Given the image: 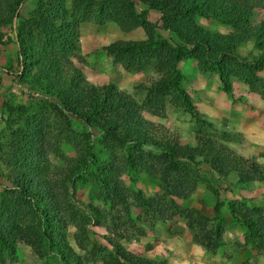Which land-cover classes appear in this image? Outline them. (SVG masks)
Here are the masks:
<instances>
[{"label": "rangeland", "instance_id": "obj_1", "mask_svg": "<svg viewBox=\"0 0 264 264\" xmlns=\"http://www.w3.org/2000/svg\"><path fill=\"white\" fill-rule=\"evenodd\" d=\"M133 2H135L133 0ZM251 15L238 26L264 27V3L253 0ZM36 0H22L19 17L26 18ZM136 4L137 10L145 9ZM154 38L168 40L169 32L161 27L159 14L149 10L144 16ZM0 24V158L10 132L23 130L37 116L45 145V161L61 203V218L66 224L65 238L82 264H104V252L110 246L106 238L116 239L129 252L164 264H264L252 247L245 228L227 211L229 201L246 208L257 206L264 211V180L253 179L244 185L232 174L218 177L206 164L196 166L194 190L186 197H172L179 208L196 207L211 217V206L221 202L222 242L208 252L192 239L194 230L186 227L182 215L174 213L159 179L130 169L124 162L125 146L103 145L101 135L75 116L54 110L53 98L34 85L17 77L19 66L14 28ZM198 28L220 36L234 32L236 25L215 19L195 17ZM147 26V25H146ZM145 26V27H146ZM147 26V27H149ZM145 27L121 30L111 20L79 24L75 65L92 85L106 82L128 94L146 119L159 125L180 143L193 145L196 136H208L226 146L235 155L252 159L264 167V66H236L227 76L225 91L212 68H202L195 58L179 60L175 69L180 76L175 86L186 94L198 120L173 87L163 91L153 86L169 74L157 68L151 59L142 69L133 70L113 59L107 46L116 40H140L147 37ZM240 60L249 61L259 50L251 41L234 49ZM85 156V160L82 156ZM7 164L0 159V171ZM107 178L116 181L119 195L106 186ZM8 186L0 176V195ZM96 211L99 213L97 214ZM3 264H60L46 246L36 250L27 243H17Z\"/></svg>", "mask_w": 264, "mask_h": 264}, {"label": "trees", "instance_id": "obj_2", "mask_svg": "<svg viewBox=\"0 0 264 264\" xmlns=\"http://www.w3.org/2000/svg\"><path fill=\"white\" fill-rule=\"evenodd\" d=\"M22 0H0V24L11 25L19 19L13 34L17 46L19 71L17 77L32 84L42 94L53 98L54 110L75 116L95 129L103 145L125 146L124 162L130 169L156 176L167 195L174 213L182 215L186 227L194 230L192 239L208 252H214L222 242L221 202L215 198L212 216L203 215L198 208L181 209L172 197H186L196 185V166L206 164L218 177L232 174L236 183L264 180V167L252 159L235 155L226 146L208 136H196L195 143H180L162 127L142 116L130 96L112 83L92 85L75 65L79 24L111 20L127 31L148 25L144 17L149 10L159 14L161 27L169 32L168 40L154 38L151 26L145 27L147 37L140 40H116L107 46L114 60L123 66L139 70L151 59L157 68L169 74L153 86L163 91L175 88L188 106L198 115L183 91L175 86L181 74L177 62L192 57L202 68H212L225 91H229L230 70L236 66H264V27L238 26L246 21L254 8L253 0H36L26 18L19 17ZM263 1L264 0H259ZM141 3L146 8L136 9ZM195 17L215 19L236 25L235 31L220 36L200 29ZM251 41L259 50L249 61L240 60L234 49ZM34 121L23 130L10 132L1 158L7 164L0 176L8 182L0 195V264L11 257L17 243H27L36 250L43 246L54 254L60 264H82L67 244L66 224L61 218V203L45 161L42 129ZM82 159H86L82 156ZM118 196L116 181H105ZM229 215L246 230L256 253L264 257V211L260 207L227 204ZM98 214L99 212L96 211ZM104 264H164L135 255L115 239L106 238Z\"/></svg>", "mask_w": 264, "mask_h": 264}, {"label": "crops", "instance_id": "obj_3", "mask_svg": "<svg viewBox=\"0 0 264 264\" xmlns=\"http://www.w3.org/2000/svg\"><path fill=\"white\" fill-rule=\"evenodd\" d=\"M261 256V255H260ZM262 258H263V260H264V257L263 256H261ZM201 264H216L215 262H213V261H208V260H205V262H203V263H201Z\"/></svg>", "mask_w": 264, "mask_h": 264}]
</instances>
